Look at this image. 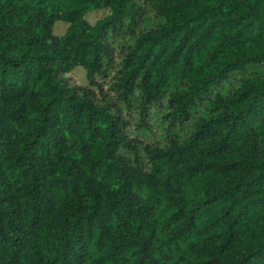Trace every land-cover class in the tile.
<instances>
[{"label":"trees","instance_id":"16d2710c","mask_svg":"<svg viewBox=\"0 0 264 264\" xmlns=\"http://www.w3.org/2000/svg\"><path fill=\"white\" fill-rule=\"evenodd\" d=\"M0 264H264V0H0Z\"/></svg>","mask_w":264,"mask_h":264},{"label":"rangeland","instance_id":"374dc122","mask_svg":"<svg viewBox=\"0 0 264 264\" xmlns=\"http://www.w3.org/2000/svg\"><path fill=\"white\" fill-rule=\"evenodd\" d=\"M108 14V10H93L90 11L87 15H86V20L90 25H93L98 19L106 16ZM66 29V25L62 22H56L54 24V34L56 35H62L64 33ZM70 77L72 78V80L77 83V84H85V74H84V70L80 67L76 68L75 70H73L70 73ZM81 81H83V83H81Z\"/></svg>","mask_w":264,"mask_h":264},{"label":"clouds","instance_id":"9594fccd","mask_svg":"<svg viewBox=\"0 0 264 264\" xmlns=\"http://www.w3.org/2000/svg\"><path fill=\"white\" fill-rule=\"evenodd\" d=\"M81 83H83V81H81Z\"/></svg>","mask_w":264,"mask_h":264}]
</instances>
